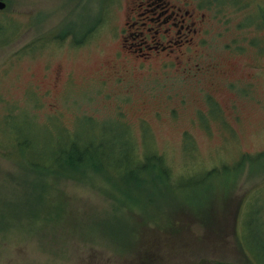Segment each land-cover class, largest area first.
<instances>
[{"label":"rangeland","instance_id":"rangeland-1","mask_svg":"<svg viewBox=\"0 0 264 264\" xmlns=\"http://www.w3.org/2000/svg\"><path fill=\"white\" fill-rule=\"evenodd\" d=\"M132 1L0 11V264H264V0H171L205 21L171 53Z\"/></svg>","mask_w":264,"mask_h":264},{"label":"flooded vegetation","instance_id":"flooded-vegetation-1","mask_svg":"<svg viewBox=\"0 0 264 264\" xmlns=\"http://www.w3.org/2000/svg\"><path fill=\"white\" fill-rule=\"evenodd\" d=\"M2 1H4L6 5L4 8L0 9V11L5 9L8 3V0ZM157 1L161 0H144L143 3L141 1L137 2L136 0H133L132 5L129 6L131 14H127V21L125 23L127 24L129 30L128 34L130 36L133 38L141 36V41L137 45L146 47L148 51L152 49L159 52L166 50L171 53L174 46L179 47L193 43V39L198 35V32H202V29L204 28L203 23H205V21L202 19L204 14L199 16L198 22L190 18L197 14H195V12L184 10L179 3H173L171 0L159 3ZM166 4H168L170 10V14H168L167 17L163 16L164 12L157 14L156 17L147 16L149 13L155 14L159 7L164 8ZM142 6H145L144 13L138 12ZM144 14L145 17L147 16V22L139 23L138 19ZM129 19L132 22H130ZM153 23L156 24L152 26L151 24ZM197 23H199L198 26L196 25ZM125 31H127V28H125ZM168 35V39L162 40L163 37ZM125 38L126 35L122 34V46L126 44L127 38ZM139 50H142V48H139ZM59 80L58 76L56 83Z\"/></svg>","mask_w":264,"mask_h":264},{"label":"trees","instance_id":"trees-1","mask_svg":"<svg viewBox=\"0 0 264 264\" xmlns=\"http://www.w3.org/2000/svg\"><path fill=\"white\" fill-rule=\"evenodd\" d=\"M25 141H26V143H24V142L23 143L26 144V146H28L29 144L31 145V140L26 139ZM24 144H21V145H24ZM88 149L91 151V148H88ZM25 150H26L25 148H21L20 151L18 149V150H15V152L19 153V155H20V154H23L25 152ZM62 153H63L62 154L63 156H56L54 158V160H58V161H54V162L56 164H59V166H60V168L57 169V170L51 169V166H50L51 162H49V164H46V163H41L40 164V163H38V161H33V165L37 168L36 170L47 171L48 173L52 172V171H57V172L78 171V169L91 170L93 168H94V170L97 171L98 169H101L102 167H104V161H103V159H102V157L100 155L98 157L95 156L96 158L94 159V157L93 156H89L90 154H88V153H85V154L81 153L78 158H75L73 154L69 155V156H67V158H65L63 150H62ZM68 157L70 159H68ZM75 159L78 160V163H76V164H68L67 163L68 160H72L73 161ZM85 160H86V163H84ZM97 161H98V163H97ZM69 166H70L71 169L66 170V167H69ZM139 167L142 168V167H145V166H142L140 164ZM28 209H29L30 212H33V213L37 214V211H35V210L31 209V208H28ZM8 226L9 225H6L4 223V219H3L2 215H0V233L2 231H4L6 229V227H8ZM30 230L32 232L36 233V230H34V229H30Z\"/></svg>","mask_w":264,"mask_h":264},{"label":"water","instance_id":"water-1","mask_svg":"<svg viewBox=\"0 0 264 264\" xmlns=\"http://www.w3.org/2000/svg\"><path fill=\"white\" fill-rule=\"evenodd\" d=\"M5 2L4 1H2V0H0V9H2V8H4L5 7Z\"/></svg>","mask_w":264,"mask_h":264}]
</instances>
